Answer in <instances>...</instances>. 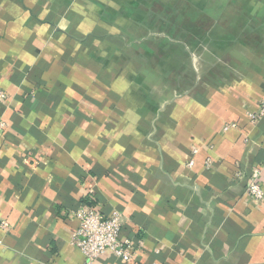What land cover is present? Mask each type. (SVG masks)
Returning <instances> with one entry per match:
<instances>
[{
    "label": "crops",
    "instance_id": "1",
    "mask_svg": "<svg viewBox=\"0 0 264 264\" xmlns=\"http://www.w3.org/2000/svg\"><path fill=\"white\" fill-rule=\"evenodd\" d=\"M0 92V264H264V0H0Z\"/></svg>",
    "mask_w": 264,
    "mask_h": 264
},
{
    "label": "built area",
    "instance_id": "2",
    "mask_svg": "<svg viewBox=\"0 0 264 264\" xmlns=\"http://www.w3.org/2000/svg\"><path fill=\"white\" fill-rule=\"evenodd\" d=\"M3 98L4 94L0 92V100ZM249 119L253 124H258L264 119V100L258 112L249 114ZM189 165L192 167L194 163L191 162ZM247 193L257 202L264 200V189L258 176L250 180ZM76 216L79 227L72 236V245L84 255L86 264H93L105 255H111L124 264L136 261L141 245L123 237L124 218L121 212L113 210L108 215H103L97 209L85 206ZM1 226L6 228L8 224L1 222Z\"/></svg>",
    "mask_w": 264,
    "mask_h": 264
},
{
    "label": "trees",
    "instance_id": "3",
    "mask_svg": "<svg viewBox=\"0 0 264 264\" xmlns=\"http://www.w3.org/2000/svg\"><path fill=\"white\" fill-rule=\"evenodd\" d=\"M89 204H90V205H92V203H91V202H89ZM90 205H89V206H90Z\"/></svg>",
    "mask_w": 264,
    "mask_h": 264
}]
</instances>
